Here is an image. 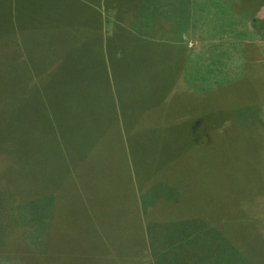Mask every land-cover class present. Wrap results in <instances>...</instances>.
I'll return each instance as SVG.
<instances>
[{
    "label": "rangeland",
    "instance_id": "rangeland-1",
    "mask_svg": "<svg viewBox=\"0 0 264 264\" xmlns=\"http://www.w3.org/2000/svg\"><path fill=\"white\" fill-rule=\"evenodd\" d=\"M13 1L0 0V48H9L10 57L6 66L0 61V69H7V75L0 78V90L8 93L7 99L4 96L0 102V264H90L91 256L102 258L100 244L90 238L79 220L84 212L78 210L93 209L97 205L94 194L110 188L120 189L109 191L119 198L124 197H120L121 191L130 188L142 191L147 198L148 222L159 224V229L154 228L164 233L156 237L154 264H264V132L234 131L232 126L220 132L207 130L205 138L199 139L212 146L203 150H188L150 134L132 137L128 150L135 179L132 187L111 173L117 165L110 162L121 157L120 147L109 148L103 154L110 162L105 161L102 170L96 165L89 170L81 159L85 142L78 145L42 139L46 131L40 105L46 99L42 89L47 64L43 67L40 59L35 61L36 54L41 57L35 50L48 45L52 27L65 21L66 30L71 19L51 0H17V10L10 11ZM125 1L130 0L121 2ZM158 1L164 10L165 1ZM156 4L144 0L141 7L129 4L122 10L107 12L109 35L114 32L113 24L120 23L159 40L220 42L215 38L221 35L211 39L204 26L198 27L197 20L186 19V25L183 21L173 23L181 17L182 3L176 4L177 11L169 17H158L156 26L145 21L152 11L150 5ZM80 6L82 12H87L84 5ZM230 8L238 26L228 30L225 39L262 43L264 0H235ZM74 45L56 47L78 49ZM135 55L129 51L126 59L135 61ZM24 56L27 59L19 62ZM57 70L53 69V77ZM252 98L247 93L240 98L241 105L253 104ZM232 106L231 98L209 103L205 108L208 120H221L223 110L232 111ZM256 106L264 107V101ZM33 121H38L39 128L28 134ZM61 122L65 127L66 123ZM37 134L39 140L34 141ZM102 197L96 195L95 199L105 204ZM180 233L186 235L184 242L175 239ZM127 240L126 236L119 247L132 255L135 241ZM137 261L153 264L149 248Z\"/></svg>",
    "mask_w": 264,
    "mask_h": 264
},
{
    "label": "crops",
    "instance_id": "crops-1",
    "mask_svg": "<svg viewBox=\"0 0 264 264\" xmlns=\"http://www.w3.org/2000/svg\"><path fill=\"white\" fill-rule=\"evenodd\" d=\"M51 1L57 3L60 12L66 11L71 23L66 30L63 28L65 21L57 28L52 27L51 37L63 32L65 35L60 42L51 44L49 39L48 45L45 43L38 49L48 52L54 45L57 52L55 60L41 61L43 67L45 62L47 64L45 72L43 70L45 88L42 89L46 99L43 106L40 105L44 117L42 127L46 131L42 139L71 141L78 145L85 142V155L81 159L89 170L95 165L102 170L101 166L107 164L105 161L110 162L109 156L103 154L109 148L120 147L121 157L110 162L117 165L111 173L122 179L125 186L132 187L135 179L128 157L132 137L150 134L188 150H203V147L212 146L202 144L199 139L205 138L207 130L220 132L232 126L234 131L264 132V107L256 106L264 101V32L262 43L234 42L226 40L225 35V41L230 44L223 43L221 37L217 38L220 42L208 44L172 41L160 44L166 41L149 38L143 30L137 33L120 23L113 24L112 35L108 33L107 12L122 10L129 4L141 7L144 0L124 3L122 0ZM152 1L157 4L150 5L152 11L145 21L153 25L158 17L174 14L177 3H182L183 9L179 20L175 16L173 23L183 21L186 25V19L197 20L207 15L210 4L214 5L213 12L220 13L228 2L163 0L166 10H161V1ZM80 5H84L87 12H82ZM229 13L236 20L234 12ZM198 27L203 28L202 25ZM67 44H77L73 47L78 49L56 47ZM129 51L136 53L135 61L126 59ZM54 68L58 69L56 77L52 75ZM247 93L253 97L256 110L253 104L241 105L240 98ZM224 98L225 101L231 98L233 110H223L221 120L209 121L206 106ZM228 116L231 120H227ZM61 120L66 123L63 128ZM119 190L110 188L109 191ZM91 191H96L95 187H91ZM109 191L94 194L97 205L93 209L78 210L84 212L79 220L94 243L100 244L103 254L102 258L91 256L90 264H138L137 259L147 248L154 264L155 253L150 246L153 238L150 239L148 231L153 223L148 222L149 204L144 203L147 198L137 189L121 191L122 199ZM96 195H103L106 203H98ZM126 236V242L135 241L131 246L135 248L132 255L119 247ZM126 251L130 252L129 247Z\"/></svg>",
    "mask_w": 264,
    "mask_h": 264
},
{
    "label": "trees",
    "instance_id": "trees-1",
    "mask_svg": "<svg viewBox=\"0 0 264 264\" xmlns=\"http://www.w3.org/2000/svg\"><path fill=\"white\" fill-rule=\"evenodd\" d=\"M13 3L11 2L10 11L11 10L16 11L18 8L17 7V0H14ZM230 4H231V1L228 0L227 5H223V7H222L223 9L220 11V13L213 12L211 10V8H214V5L210 4L208 14L207 15L205 14V16L203 18H197L198 26H201V25L204 26L208 30V33L210 34L211 39L217 37L216 34L220 33L221 40L225 44L226 43L230 44V42H227L224 39L225 35L228 34V30L234 31V29L238 26V23L236 22L233 14L229 13L230 12ZM260 14H262V13H260ZM57 27H58V23L55 25V28H57ZM64 35H65V32L59 33L56 36L50 37V40L52 41L51 44L56 43V42H60V39L63 38ZM217 38H219V37H217ZM217 38H215V39H217ZM238 40H240V39H238ZM161 41H166V42H163L160 44H169L170 43L167 40H163V39ZM223 43H221V44H223ZM17 48L20 50L21 45H18ZM38 49L40 50L39 47H36L35 51H38ZM55 49L56 48L54 47V45H52V48H50V50H48V52L39 51L41 53V57H39V55L36 54L35 61L40 59V64H42L41 61H43V59L55 60L56 59L55 54H57V52H55ZM7 50L9 51V48H7ZM7 50H6V47L0 48V57H1L0 61L5 66L9 64L8 59H10V57L8 56ZM19 53L21 54V53H23V51H21ZM46 54L48 55V57H45ZM19 58H20V56H19ZM28 58L31 59L29 56H28ZM22 59L25 60V59H27V57L25 58V56H24L23 58L19 59L18 61L23 62L24 60H22ZM36 66H38V65H36ZM26 67H29L30 69H32V68H34V65H31V66L28 65ZM6 70H7L6 68L0 69V78L7 75V73L5 72ZM0 80H2V79H0ZM7 96H8V93L5 90H0V102L3 100L2 99L3 97H4V99H7ZM36 106H38V105H36ZM35 107L34 108L32 107V110L35 111ZM36 122H38V121H33L32 128L27 130L28 134L29 133L31 134V132H33L35 129L38 130L40 124L36 123ZM17 136H18V138H20L19 134ZM38 140H39V135L37 134V137L34 141H38ZM154 227H157L159 229V227H161V226L158 224V225H152V227L148 228L150 239L153 238V243H151L150 246H152L153 252L155 253V242L157 240L156 237L157 236L163 237L164 233L162 232L163 229H160V231L158 230V232H157V229H155ZM155 232H156V234H155ZM209 233L215 234V232H212V231L211 232L209 231ZM178 236L179 237H176L175 239H177L178 241L184 242L183 237L186 235L180 233V235H178Z\"/></svg>",
    "mask_w": 264,
    "mask_h": 264
}]
</instances>
